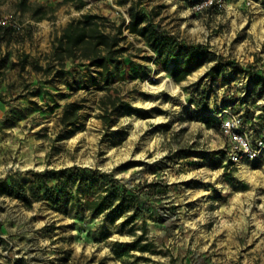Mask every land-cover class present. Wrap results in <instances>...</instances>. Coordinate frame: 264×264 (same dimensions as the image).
<instances>
[{"label": "rangeland", "instance_id": "1", "mask_svg": "<svg viewBox=\"0 0 264 264\" xmlns=\"http://www.w3.org/2000/svg\"><path fill=\"white\" fill-rule=\"evenodd\" d=\"M120 1L61 5L37 23L19 0H0V18L15 30L0 38V181L74 166L129 188L163 181L166 195L145 212L154 247L116 259L113 244L133 240L124 217L92 218L74 201L32 199L26 208L0 195V264H264V149L233 160L224 127L240 119L252 147L264 136V0ZM132 3L177 41L200 45L205 62L175 83L126 29ZM84 14L121 33L122 65L108 82L90 62L52 54ZM140 225L139 217L137 235Z\"/></svg>", "mask_w": 264, "mask_h": 264}, {"label": "trees", "instance_id": "2", "mask_svg": "<svg viewBox=\"0 0 264 264\" xmlns=\"http://www.w3.org/2000/svg\"><path fill=\"white\" fill-rule=\"evenodd\" d=\"M81 0H61L55 7H48L19 0L18 8L22 13H28L34 22L50 18L61 5ZM127 0H121L123 5ZM129 23L126 27L129 33L140 37L156 55L157 63L173 79L181 83L204 62L205 50L200 45H187L163 31L159 26L147 21L145 14L137 9V3L128 8ZM103 17L97 14H84L79 19L70 21L62 30L52 47V54L58 61L82 58L96 68V72L105 82L113 80L114 74L122 65V53L125 48L120 45L121 33L111 34L105 31ZM15 32L12 25L0 27V38L11 36ZM219 66L210 69L213 74L219 73ZM210 74V73H209ZM92 82H96L94 77ZM120 102V109L127 113L138 111L127 103ZM67 108H78L70 104ZM119 107L114 106V111ZM105 114L108 109H103ZM67 110L65 113L67 114ZM101 118H106L102 115ZM208 120V119H207ZM209 125V123L207 122ZM33 180L19 181L13 176L0 181V195L19 200L26 208L32 206V199H45L56 206L68 202L82 206L92 218L103 217L114 220L124 217L122 226L130 225L128 233L133 237L131 242L116 241L113 244V255L116 259L136 251L141 254L149 252L153 243L147 237L145 212L151 201L165 196L168 186L163 181L136 184L126 187L114 178L112 173L104 174L88 168L70 167L58 171H48L45 174H32ZM51 182V184H49ZM30 184V185H29ZM142 220L138 228L141 234H136V219Z\"/></svg>", "mask_w": 264, "mask_h": 264}, {"label": "built area", "instance_id": "3", "mask_svg": "<svg viewBox=\"0 0 264 264\" xmlns=\"http://www.w3.org/2000/svg\"><path fill=\"white\" fill-rule=\"evenodd\" d=\"M8 24L0 18V27ZM242 123L240 119L233 118L225 123V132L231 139L230 155L233 160L245 158L248 160H256L260 155V149H264V136L258 142V147H252L247 133L241 129Z\"/></svg>", "mask_w": 264, "mask_h": 264}]
</instances>
